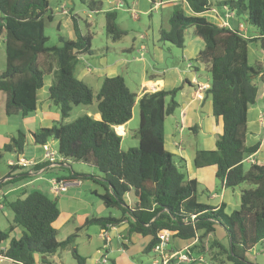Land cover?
Wrapping results in <instances>:
<instances>
[{"label": "trees", "instance_id": "obj_1", "mask_svg": "<svg viewBox=\"0 0 264 264\" xmlns=\"http://www.w3.org/2000/svg\"><path fill=\"white\" fill-rule=\"evenodd\" d=\"M78 1L91 13L101 10L99 1ZM181 1L195 15L185 17L176 8L169 20V31H162L159 40L182 49L184 31L192 28L193 35L202 41L203 48L190 62L201 65L209 74L210 82L204 93L210 98L213 117L221 123L214 150L196 151L193 165L196 169L214 167L215 178L226 189L250 186L240 193L239 209L227 214L224 205L215 208L199 203L197 183L187 178L184 160L175 161L164 148V120L178 106L174 98L180 87L144 93L137 99L121 76L104 77L96 93L100 119L83 115L66 123L64 120L72 107L88 106L93 100L92 89L75 76L79 57L91 53L90 37L77 35L75 40L59 37L58 46H49L44 35L45 21L52 20L47 0H0V40L5 51L0 93L5 96L4 114L26 117L33 113L36 92L42 88L44 77L54 73L48 98L57 107L60 119L49 128L31 132V140L39 146L56 141L60 165L70 161L96 168L101 181H96L93 175L75 173L70 179H92L103 189L101 194H95L102 205L118 214L112 216L110 212L104 218L87 219L69 236L58 240V231L53 226L59 217L55 200L36 190L29 193L25 190L22 197L13 200L3 198L2 205L13 218L8 230L0 231V244L8 242L0 250L1 258L11 264H34V256L38 255L42 264H51L48 256L72 249L74 264H86L74 245L78 232L91 226L106 229L127 223V236L150 239L144 255L156 256L153 249L159 243L157 234L167 231L170 234L164 246L167 251H178L168 249L170 240L190 241L189 251L194 257L202 256L219 264H256L246 258L264 241V165L251 164L245 168L243 160L258 149V144L245 146L246 114L258 97L256 80L264 85V71L260 66L250 65L249 40L240 29L220 27L198 15L211 7L225 9L255 32L256 37L250 41L257 42L264 52V0ZM114 20V12L105 13L106 35L115 42L127 32ZM135 103L138 105L137 147L123 152L121 138L114 129L131 119ZM25 143L24 133L18 131L1 148L0 161L2 153L20 155ZM44 166L48 164L41 163L33 170ZM8 168L4 178L10 177L14 170L23 169ZM23 177H13L0 187ZM130 191L135 198L132 208L123 200ZM15 228L22 229L18 239L9 237ZM217 228L224 231V241L215 237ZM185 264H197V261Z\"/></svg>", "mask_w": 264, "mask_h": 264}, {"label": "rangeland", "instance_id": "obj_2", "mask_svg": "<svg viewBox=\"0 0 264 264\" xmlns=\"http://www.w3.org/2000/svg\"><path fill=\"white\" fill-rule=\"evenodd\" d=\"M101 2V10L98 13L89 12L86 7L79 3L78 0H47L49 10L51 11L52 20L45 21L44 25V35L48 38L49 46H58L59 45V37L75 40L77 35L81 36H89L90 37V54H84L79 57L75 68V76L77 79H82L86 85L92 89L93 91V100L91 105L83 106L79 105L76 107H72L68 118L66 119V123H71L75 119L80 116L85 115L86 112L92 113L96 111V93L101 85L103 77L107 75L121 76L130 92L139 96L142 92V88L140 87V82L142 80H146L147 84L149 83V76L156 75V64L151 59V45L152 41L155 44H159L161 50L164 53L165 62L164 65L158 67V69H165L167 65L170 67L173 63L181 61V54L183 48H177L172 44H168L166 42H161L158 40L160 38V33L168 32L170 29L169 20L176 8H179L182 14L185 17L193 16L191 10L189 9L186 2L180 3L179 0H161L162 5L160 7H155V3L158 0H154L155 3H150V10L148 12H143L140 6H138L137 1L139 0H122L124 3L122 6L116 5L115 0H96ZM175 2V3H174ZM139 3H142L139 1ZM149 5V4H148ZM61 9L67 11L68 14L62 15ZM114 12L115 13V23L120 28L125 30L126 35L122 36L117 41H112L110 37L106 35L105 32V13ZM208 14V15H207ZM134 16V17H133ZM203 18H210V11L204 12L202 14ZM201 16V17H202ZM72 17H75L74 22L72 21ZM206 19V18H205ZM242 23V22H241ZM192 28H188L184 31L183 41L184 45H190V42H195L198 38L195 37L192 33ZM158 40V41H156ZM199 40V39H198ZM140 45H146L147 51L141 50L139 51ZM165 45L166 47L162 46ZM188 45V46H189ZM251 45V44H249ZM167 48L172 51L175 60H173L172 55L167 53ZM190 48V47H189ZM257 50L260 51L259 44L257 45ZM169 55V56H168ZM256 55L259 56V53L256 52ZM121 59V64L116 65V61ZM186 61V60H185ZM191 61V60H190ZM250 63H252V58L250 57ZM106 64L107 68L104 67ZM114 65V66H113ZM5 68V51H4V42L0 40V72H2ZM104 70V72H103ZM113 71V72H112ZM112 73V74H111ZM55 75L51 73L48 77L44 79L45 83H49L54 81ZM198 79H201L202 83L208 85L210 82L209 74H207L204 70L198 71ZM51 80V81H50ZM258 84V83H257ZM185 85V84H184ZM259 85V84H258ZM147 88V87H146ZM177 88V87H176ZM3 93H0V150L1 148L10 141L9 134L14 136L17 134L18 130L20 132L24 131L26 133L27 141L24 145L23 151L20 155H17L16 158L22 157L26 161L32 160V158H41L42 157V149L41 146L33 144L30 135L28 134L25 126L24 117L21 115H13L6 116L3 112ZM175 100V98H174ZM169 101V98L166 99V102ZM176 101V100H175ZM54 110H57V107L53 106ZM134 117L130 122L129 128L130 131L126 138H123L120 143L121 151L125 152L130 148L137 147V128H138V105L135 103L133 106ZM131 120V119H130ZM129 120V121H130ZM180 116L178 115V111L166 117L164 120V133L167 135L174 136L176 131V125L180 124ZM177 140L181 141L182 147L186 149V152L191 154V146L197 145V148H202V139L204 138L202 133H198L196 135L188 134V131H183L181 137L175 135ZM201 143V144H200ZM4 144V145H3ZM48 144L52 147V149L57 150L56 141H48ZM194 145V146H195ZM174 156V160L177 161L178 157L176 154H172ZM15 154L11 153H2V159L0 161V180L4 178L8 172V164L9 160L15 161ZM194 166V165H193ZM244 167L247 168V164H244ZM22 170V169H21ZM95 172L99 174L96 168L90 167L88 165H84L82 163H74L68 161L66 166H60V164L55 167H48V169L41 173L38 179L30 184L25 190L27 193L31 191H40L49 199L55 200L57 203V207H59V199H62L65 196L64 193L55 194L52 189L51 180L55 177H62L64 180H69L72 172L77 175H91L90 172ZM20 173V170H14L10 175V178L15 177ZM94 179V178H93ZM83 185L91 186L93 191H97V194H101L103 190H101L100 186L92 181V179L82 178L80 179ZM79 181V180H77ZM216 189L220 191L219 181L216 179ZM7 185V184H6ZM7 187H2V191ZM69 186L67 190L70 188ZM250 186L243 184L234 188L233 190L227 189L228 199L230 202L235 203V201L239 202L240 193L242 190L248 189ZM199 189V187H198ZM197 189V196H198ZM92 191V192H93ZM67 192V191H66ZM65 192V193H66ZM90 191L82 192V199L86 200H96L100 204V200L95 197V195ZM16 197H8V200H13ZM62 207V206H61ZM63 208H61L62 211ZM228 212H232L231 208H228ZM113 215H118L117 211L109 210ZM3 214L0 213V229L3 231H7L10 224L12 223L13 215L8 210L5 209ZM58 222V221H57ZM76 225V223H74ZM90 232L92 235L91 241H86V236H84V232ZM219 229H216L215 237L221 240V236H219ZM85 230V231H84ZM63 229H60L58 232L57 239H62ZM22 229L15 228L10 237H14L16 239L20 238ZM97 232V227H86L83 230L78 232L80 236V241L84 242V244H80L77 239L75 242V247L78 254L86 255L92 253L93 251L99 249L101 247V240H99L95 234ZM224 241V239H222ZM6 243V242H5ZM5 243L1 246L3 248ZM79 245V246H77ZM169 246V245H167ZM74 247V248H75ZM261 245L258 244L255 246V252H250L247 255V260L250 262H254L256 264H264V254L259 253ZM264 248V247H263ZM72 249L68 250H59L57 253L50 255L47 259L51 262V264H74L72 258ZM110 256L114 259V253ZM154 254L150 253V255L144 256H135L133 261L137 262L139 258H143L148 261ZM156 257L154 256V259ZM35 263L34 264H42L41 257L38 255L34 256ZM205 262H197V264H219L215 262H210L205 259ZM145 261V262H146ZM1 264V263H0ZM5 264V263H4ZM109 264V263H108ZM149 264V263H148ZM224 264H231L225 262Z\"/></svg>", "mask_w": 264, "mask_h": 264}, {"label": "crops", "instance_id": "obj_3", "mask_svg": "<svg viewBox=\"0 0 264 264\" xmlns=\"http://www.w3.org/2000/svg\"><path fill=\"white\" fill-rule=\"evenodd\" d=\"M139 1H141L142 3H139ZM139 1H137V4L142 8L141 10L143 12L146 13L151 9L149 0H139ZM179 1L180 3L184 2L181 0ZM115 3L116 5L119 6H122L124 4L122 0H115ZM153 3H155V1L151 0V4ZM161 5H162V1L158 0V2L155 3L154 8L155 7L158 8ZM208 11H210V18L207 19V17H205L206 20L217 26L220 27L231 26L236 29H240L239 26H243V30H241V33L246 39L249 40V42L247 43L248 61L250 63V57H251L252 63H250V65L260 66L264 71V52L261 49L260 51L257 50V45H258L257 42L250 41L254 37H256L255 32L247 28L243 23V21L236 18L234 15L232 17L227 18L226 16L227 12L225 9H217L215 7H211ZM191 13L193 16L195 15L192 11ZM61 14L65 15L68 13L64 9H61ZM202 14L198 16H202ZM188 45L187 46L184 45L181 54V61L173 63L170 67L166 65L165 69H160V68L158 69V67L164 65L165 57L163 51L161 50L160 45L158 43L155 44L152 41L151 59L155 62L157 66L156 67L157 73L156 75L151 74L149 76L150 81L148 84L147 82H145L146 80H142L140 82V87L142 88V92L139 96H137V99L144 93L155 92L159 90L170 91L176 87L181 88L180 91L175 96V100L178 104L176 110L178 111V115L180 116V120H181L180 124L176 125L175 135L181 137V134H183V131L185 130L188 131V134L191 135V137L198 133H202L204 136V138L202 139V144L200 143L202 148L198 149L197 145L195 144H194L195 146L192 145L191 154L189 155L186 152V149L182 147L181 141L175 138V135L171 136L165 133H164V148L170 154H176L178 158L184 160L187 178L190 180H195L197 183V189L199 187L197 201L199 203L215 208H218L220 205H224L225 213L230 214L233 211H237L239 209L240 201L239 202L235 201V203L230 202V200L228 199V194L226 192L227 189L224 188L220 182H219L220 191L215 190L216 189L215 168L207 167V168L196 169L193 166V159L196 151L214 150L216 139L218 135L221 133V123L220 121L217 122L212 115V104L210 98L205 97L204 91L201 92L198 90V85H206L205 83L204 84L202 83L201 79H198V71L204 70L203 67L201 65L195 66L190 62V60L193 59L198 54V52L203 48V43L200 39L199 40L197 39L195 40V42H190V45L189 46ZM162 46L166 47L165 45ZM141 50H145L146 52L147 51L146 45H140L139 51ZM166 50L168 54L172 55L173 60H175L176 57H174L172 51L169 48H167ZM256 52L259 53V56L256 55ZM121 62H122L121 59L116 61V63L114 64L115 67L116 65L121 64ZM104 67L107 68L106 64H104ZM48 76L49 75L45 76L44 79ZM104 77H113V76L106 74ZM44 79H43L42 88L36 92L35 111L24 117L26 130L29 135L31 132H34L37 129L51 127L55 122L59 121L60 119L59 111L54 110L55 108H53V105L48 98V89L51 85V82L46 84ZM78 80L82 81L81 78ZM256 82L259 84V85L257 84L258 97L256 103L254 105L249 106L247 109V114H246L247 133L245 136V146L251 147L258 144V149L254 154L245 157L246 161L243 162V166L244 164H247L248 167L251 165L250 161L252 162V164L264 165V85L259 81V79H257ZM4 100H5V96H3V108H4ZM85 115H88L95 120L100 119V116L96 111H93L92 113L86 112ZM133 117H134V113L132 109L131 120L122 126L115 127L114 130L116 134L120 136L121 141L123 138L127 137L128 132L130 131L129 125L130 122L133 120ZM64 122H66V119L64 120ZM22 133H24L27 141L26 133L24 131H22ZM11 135L12 134H9L10 137ZM10 161L12 160H9L8 162ZM30 161L38 162L39 164H41L42 157L39 159L32 158V160ZM60 166H66V164H62ZM33 168L34 167L23 168L22 170L20 169V173L17 174L15 177H20L24 175L23 179H20L14 184L2 185L0 187V213L3 214L4 217H6V214L4 213L5 208L2 205L3 198H8L10 196L16 198L22 197V194L25 192V189L30 184L34 183L39 178L38 176L48 169V166L41 167L35 171L33 170ZM90 174L95 176L96 181L97 180L101 181L102 176L100 174H97L92 171L90 172ZM56 178L64 180L62 177H55V179ZM8 180H12V178L10 177L2 178L0 180V184L1 183L4 184V182ZM69 180L71 182H77V184H72L71 187L67 190V192L64 193L65 196H63L62 199H59V207H58L59 217L53 224L54 228L58 232H60L61 228L63 229L62 231L63 237L62 239L59 240H63L65 237L69 236L75 229L80 228L87 219L93 217L104 218L110 214L109 210H107L102 205L101 202L99 204L98 202H96V200L82 199L83 191H90V192L93 191L91 186L83 185V183H81V180L79 181L77 180L73 181L71 179ZM6 186H10V187H7L2 191L1 188ZM100 188L101 190H103L102 187ZM92 193L95 195L98 192L94 190ZM95 197L97 198L96 195ZM123 200L126 206L132 208L135 202V198L133 196L132 191L126 193L123 196ZM61 208H63L62 211ZM228 208H231L232 212H228L227 211ZM112 216L115 215L112 214ZM74 223H76V225H74ZM0 231L2 230L0 229ZM219 231H220L219 236H221V240H222L225 237V233L221 228L219 229ZM21 233L22 232H20V234ZM96 233L97 234H95V236L99 240H101L102 243L101 247L93 251L92 253L86 255L79 254L85 258L86 264H102L101 259L103 258V256H105L106 258L107 261L106 264L108 263L109 264H148V263L153 264L155 260L154 256L151 257L148 261H146L143 258L142 259L139 258L137 262L133 261V258H131L139 255L144 256L143 250L150 239L148 237H141L138 235L127 236V223H122L117 227H109L106 229H100L97 227ZM84 236H86V241L89 242L92 240V235L90 232L87 231V229L84 232ZM79 237L80 236L78 235L76 240L78 239L79 240L78 242H80V244H84V242L80 241ZM10 238H14V237H10ZM189 242L190 241L170 240V245L168 246V249L176 248L179 251L183 249L185 246L190 245ZM4 243L0 244V250L4 249L7 246L8 242H6L5 246L1 248V246ZM260 245L261 247L259 253L264 254V248H263L264 241H262ZM252 252L256 253L255 249H253ZM113 253H114V259L110 257L112 256L111 254ZM0 263L11 264L9 260H6L1 257H0Z\"/></svg>", "mask_w": 264, "mask_h": 264}, {"label": "built area", "instance_id": "obj_4", "mask_svg": "<svg viewBox=\"0 0 264 264\" xmlns=\"http://www.w3.org/2000/svg\"><path fill=\"white\" fill-rule=\"evenodd\" d=\"M227 18L232 17L233 15L231 13H226ZM134 17V16H133ZM228 27V26H226ZM240 30H243V26H239ZM206 85H198V90L203 92L206 90ZM42 149V163L46 162L48 164V167H55L61 162V158L58 155L57 150L52 149V147L46 143L41 146ZM246 160L244 159L243 162ZM248 162V161H247ZM252 164V162L250 161ZM38 162L34 161H26L22 157H17L15 161L8 162V166L11 167H19V168H32L38 165ZM75 181V180H73ZM52 191L56 194L65 193L67 191V188L71 186L72 184H77V182H71L70 180H61V179H52ZM79 184V183H78ZM170 234L167 231H161L157 234V239L159 240V243L154 247L153 251L156 254V258L153 262V264H169V262L173 261V264H185L190 263L192 261L202 262L204 263L205 260L202 256L194 257L193 254L189 251V247L191 245L185 246L183 249L172 252L167 251L165 249V245L169 242ZM193 243V242H192ZM102 264H106V258L103 256L101 259Z\"/></svg>", "mask_w": 264, "mask_h": 264}]
</instances>
